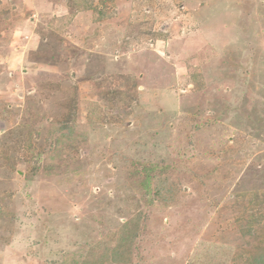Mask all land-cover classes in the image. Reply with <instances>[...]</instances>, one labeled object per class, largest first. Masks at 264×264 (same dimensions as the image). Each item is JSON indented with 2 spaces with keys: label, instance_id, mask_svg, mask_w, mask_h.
<instances>
[{
  "label": "rangeland",
  "instance_id": "obj_1",
  "mask_svg": "<svg viewBox=\"0 0 264 264\" xmlns=\"http://www.w3.org/2000/svg\"><path fill=\"white\" fill-rule=\"evenodd\" d=\"M263 253L264 0H0V264Z\"/></svg>",
  "mask_w": 264,
  "mask_h": 264
},
{
  "label": "trees",
  "instance_id": "obj_2",
  "mask_svg": "<svg viewBox=\"0 0 264 264\" xmlns=\"http://www.w3.org/2000/svg\"><path fill=\"white\" fill-rule=\"evenodd\" d=\"M157 194H158V187H157ZM255 264H264V253L263 254H259L257 256Z\"/></svg>",
  "mask_w": 264,
  "mask_h": 264
}]
</instances>
